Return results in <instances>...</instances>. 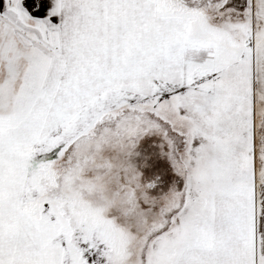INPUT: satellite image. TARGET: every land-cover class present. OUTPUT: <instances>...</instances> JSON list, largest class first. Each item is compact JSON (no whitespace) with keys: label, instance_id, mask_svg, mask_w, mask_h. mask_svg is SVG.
Masks as SVG:
<instances>
[{"label":"crops","instance_id":"obj_1","mask_svg":"<svg viewBox=\"0 0 264 264\" xmlns=\"http://www.w3.org/2000/svg\"><path fill=\"white\" fill-rule=\"evenodd\" d=\"M219 5L236 33L214 32L204 15L150 13L149 0H0V134L35 147L52 126L74 130L89 117L92 127L125 106L127 94L144 95L148 106L156 81L158 116L173 102L168 127L194 135L182 210L145 264L264 261V0ZM118 82L128 87L123 95ZM102 97L108 103L95 106ZM54 239L59 252L44 248L46 238H7L0 264H96L78 244Z\"/></svg>","mask_w":264,"mask_h":264},{"label":"rangeland","instance_id":"obj_2","mask_svg":"<svg viewBox=\"0 0 264 264\" xmlns=\"http://www.w3.org/2000/svg\"><path fill=\"white\" fill-rule=\"evenodd\" d=\"M149 2L150 13L159 9L178 17L197 16L194 19L204 15L214 32L223 28L236 33L225 21L230 18L219 13L222 0ZM248 19H237L245 30ZM259 27L263 32L264 26ZM157 88L156 81L150 84L148 106H143L144 95L127 94V106L102 114L92 127L84 117L74 130L47 128L37 147H21L11 141L14 134H0V240H5L0 243L13 242L7 238H46L44 248L53 246V252H59L63 244L54 239L58 244L51 245L49 238L64 237L78 244L80 252L94 255L96 264L124 254L132 257L130 264H145L156 252L157 237L180 214L192 183L187 177L194 135L168 127L165 121L173 122L172 110L177 108L173 102L163 104L164 110L161 105L164 117L158 116ZM124 89L128 87L118 82L117 94H125ZM93 103L103 108L108 100ZM83 104L92 102L86 99ZM203 155L201 150L198 156Z\"/></svg>","mask_w":264,"mask_h":264}]
</instances>
